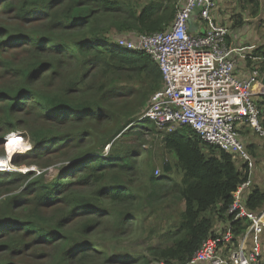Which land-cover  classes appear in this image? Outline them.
Returning a JSON list of instances; mask_svg holds the SVG:
<instances>
[{"label": "trees", "instance_id": "trees-1", "mask_svg": "<svg viewBox=\"0 0 264 264\" xmlns=\"http://www.w3.org/2000/svg\"><path fill=\"white\" fill-rule=\"evenodd\" d=\"M181 6V0H0V158L5 136L14 132H25L34 145L15 164L43 167V159L76 152L52 179L0 174V264H187L222 221L235 239L247 232L249 220L228 215L249 174L230 153L205 144L189 126L163 134L159 164L151 150L128 146L144 139L149 122L141 116L164 78L149 55L115 43L168 30ZM167 153L175 164L165 161ZM251 190L246 206L259 213L264 190ZM168 199L185 209L158 248L115 255L94 247L98 218L116 220L114 240Z\"/></svg>", "mask_w": 264, "mask_h": 264}, {"label": "built area", "instance_id": "built-area-1", "mask_svg": "<svg viewBox=\"0 0 264 264\" xmlns=\"http://www.w3.org/2000/svg\"><path fill=\"white\" fill-rule=\"evenodd\" d=\"M181 3L168 30L140 34L133 40L122 36L115 45L146 53L163 74L164 88L152 96L141 121L148 120L169 132L189 126L205 144L230 153L249 171L228 211L229 216H235L233 222H251L247 232L238 239L231 228L217 233L205 240L187 264H262L264 209L254 213L246 206L244 197H249L245 194L253 185L255 161L242 141L241 130L251 128L264 138V118L253 98L264 74L254 70L248 79L237 76L234 57L244 49L228 45L230 30L213 19L215 0ZM224 246L229 248L225 256L221 253Z\"/></svg>", "mask_w": 264, "mask_h": 264}, {"label": "rangeland", "instance_id": "rangeland-1", "mask_svg": "<svg viewBox=\"0 0 264 264\" xmlns=\"http://www.w3.org/2000/svg\"><path fill=\"white\" fill-rule=\"evenodd\" d=\"M235 1L238 3V6L236 7L237 9H231V14H236V15L242 14L243 7H244L243 2L240 0H235ZM245 1H249V0H245ZM260 2H261L262 7L260 10L261 17L258 20V24L260 25V29H261L260 33L263 34L262 38L264 39V0H260ZM179 4H180V1H179ZM246 5L247 4H245V6ZM250 8H251V5L249 6V9ZM136 101H138V99H136ZM147 103L149 105L150 102L147 101ZM128 106H131V109H132L134 107V103H131ZM118 112L120 114L121 112L124 114H128L129 111L118 110ZM36 121L37 120L35 119V123ZM148 122H149L148 129L143 131L144 139L143 140L141 139L139 140L137 138L130 139L128 141V146L136 147L137 150H140V148L143 149L144 151L151 150L153 152V156L155 157L158 163V160L160 161L162 160V155L164 153L162 149L163 145L161 144V139H163L164 137L163 134L168 131H166V128H160L158 126H155L152 122L150 121ZM138 126H139L138 124L134 123L131 127L132 128L131 130H134L133 128H136ZM242 133H243V136L255 140L256 135H253V133L250 130H244ZM4 140H5V145H4V152H5L4 155L5 156L4 158H0V162L8 158L7 157L8 156L7 146L11 143H15L17 146V149H16V154H14L10 160V162L12 161L11 169L14 170V172H19L22 174L37 173V176H38L41 173H45L47 177L52 179L60 172L61 167H65L64 164L66 165L70 164V162H67L68 158L70 157L72 158V156L76 154V152H69V153H75V154H69L67 152H60L56 154L55 157L54 156L48 157V159H43L39 161V163L43 165V167L37 164L29 163V161H24V160H21L15 164L14 160L17 161L20 157L26 156V154L33 152L34 145L31 142L30 137L26 135L25 132L10 133L5 136ZM257 150L252 151L254 152L252 154L254 155V157L258 159V164L260 165V166H257L259 167L258 173L260 176L263 174V176L261 178V181L257 182L256 185L259 186L260 189L264 190V156L259 155ZM53 151H55V149L48 150L47 152L50 153ZM0 153H1V149H0ZM205 153L208 157L213 156V154L210 153V150L208 148L205 149ZM107 154H108V148H105L104 155H107ZM165 161H168L172 164H175L176 162L173 156L169 155L168 153L165 154ZM235 162L238 168H242L244 166L243 162L239 159L235 160ZM12 170L2 171V169H0V174H4L7 172L11 173L13 172ZM156 176L157 178L162 177L161 168H158L156 172ZM174 178L176 180L177 179L180 180L182 179V176L180 174L178 175L175 174ZM249 192H251V190H249ZM4 198L5 196H2L0 198V201L3 200ZM165 204L166 205L164 206L162 205L160 210H158L155 213L151 212L153 211V208H151V211L149 213L150 217L147 216L149 219L146 223L135 224L136 222H133V224L135 225L132 227L127 225V229L125 231L123 232L119 231L121 233L119 235L115 234L117 239H114V240L112 239L111 233L113 232V225L115 226L116 220L113 217H109V216H102L98 218L100 222H103V225L97 231L93 232L94 233L93 235L94 247L97 250H101V251L104 250L108 252L109 254H115V255H116V252L118 251H119L118 253H128L129 255L135 252H145V254H148V249L152 247L158 248L159 245L161 244L162 234L165 233L168 229H170L171 226H173L174 224L176 225L180 222L181 218H180L179 212L184 211L185 209L183 202L181 203V206L176 207V204L172 202V199H168V201ZM159 205L160 204H157L155 208H157ZM165 220L167 222V225L166 224L162 225V222ZM141 222L143 221L141 220ZM156 222H159V224L157 225L158 234L151 240H148L147 239L148 231L152 228V226H155ZM133 224L131 223V225ZM262 264H264V262Z\"/></svg>", "mask_w": 264, "mask_h": 264}, {"label": "crops", "instance_id": "crops-1", "mask_svg": "<svg viewBox=\"0 0 264 264\" xmlns=\"http://www.w3.org/2000/svg\"><path fill=\"white\" fill-rule=\"evenodd\" d=\"M240 1L244 4L243 13L236 15L231 14V9H237L236 7L238 6L235 0H215L217 7L213 12V19L217 25L227 27L230 30L227 37L229 46L244 49L240 55L234 57V61L236 63L237 76L240 79H248L254 70H258L261 74H264V39L262 38L263 34L260 33L261 29L258 24V20L261 17L260 10L262 5L260 0ZM245 4L247 5L245 6ZM249 4L251 5L250 9ZM254 10L257 12L256 16L253 15ZM253 98L261 109L264 118V86L261 82L256 85ZM246 130H250L253 135H256L251 128H247ZM243 131L244 130H241L242 140L251 154L254 153L252 151L258 149V154L264 156V138H259V136L256 135L257 137L255 136V140L250 139L243 136ZM252 157L255 161V170L251 189H254L260 188L256 184L261 181L263 174L260 176L258 173L259 167L257 166H260L258 164V159L254 157L253 154ZM251 193L252 190L249 194ZM226 222L227 221L221 222L217 232L225 231L224 224H226ZM228 250V246H224V250L221 252L222 255L225 256ZM263 262L264 256L262 259V263ZM199 264L210 263L204 262Z\"/></svg>", "mask_w": 264, "mask_h": 264}, {"label": "bare ground", "instance_id": "bare-ground-1", "mask_svg": "<svg viewBox=\"0 0 264 264\" xmlns=\"http://www.w3.org/2000/svg\"><path fill=\"white\" fill-rule=\"evenodd\" d=\"M16 149L17 146L15 143H11L7 146V153H8V158H6V160H3L0 162V169H2V171L4 170L5 167L9 166L11 157L16 154Z\"/></svg>", "mask_w": 264, "mask_h": 264}, {"label": "clouds", "instance_id": "clouds-1", "mask_svg": "<svg viewBox=\"0 0 264 264\" xmlns=\"http://www.w3.org/2000/svg\"><path fill=\"white\" fill-rule=\"evenodd\" d=\"M7 157H8V156H7ZM11 164H12V161L9 163V168L6 169V171H8V170H12V169H11ZM12 171H14V170H12Z\"/></svg>", "mask_w": 264, "mask_h": 264}, {"label": "water", "instance_id": "water-1", "mask_svg": "<svg viewBox=\"0 0 264 264\" xmlns=\"http://www.w3.org/2000/svg\"><path fill=\"white\" fill-rule=\"evenodd\" d=\"M261 83H262V85L264 86V77H263V79L261 80Z\"/></svg>", "mask_w": 264, "mask_h": 264}]
</instances>
